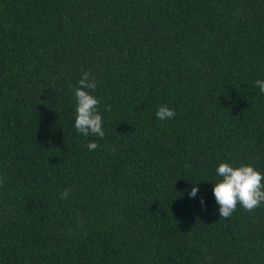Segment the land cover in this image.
<instances>
[{"label":"trees","instance_id":"obj_1","mask_svg":"<svg viewBox=\"0 0 264 264\" xmlns=\"http://www.w3.org/2000/svg\"><path fill=\"white\" fill-rule=\"evenodd\" d=\"M258 79L264 0H0V264H264V203L213 195L221 163L264 174Z\"/></svg>","mask_w":264,"mask_h":264},{"label":"clouds","instance_id":"obj_2","mask_svg":"<svg viewBox=\"0 0 264 264\" xmlns=\"http://www.w3.org/2000/svg\"><path fill=\"white\" fill-rule=\"evenodd\" d=\"M255 84L261 93H264V80H256ZM97 87L96 80L90 78L89 72H84L74 89L75 99V120L74 128L77 133L84 136L94 135L101 139L105 136L103 117L99 111V99L91 94ZM111 111V107L107 106ZM176 115L175 110L167 105L161 106L156 112L159 120L172 119ZM89 151L96 150L99 144L91 141L87 145ZM218 182L214 183L213 195L219 206L220 218L227 219L236 210L238 204L244 210L251 212L264 203V174L255 169L252 165H240L234 167L229 163H221L216 168ZM199 189L193 187L189 193L190 197H196ZM70 189L61 193V199H68ZM204 206V200L201 199Z\"/></svg>","mask_w":264,"mask_h":264}]
</instances>
